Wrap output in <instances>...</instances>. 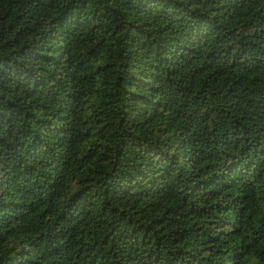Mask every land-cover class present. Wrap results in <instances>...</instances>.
Returning a JSON list of instances; mask_svg holds the SVG:
<instances>
[{
  "label": "trees",
  "instance_id": "16d2710c",
  "mask_svg": "<svg viewBox=\"0 0 264 264\" xmlns=\"http://www.w3.org/2000/svg\"><path fill=\"white\" fill-rule=\"evenodd\" d=\"M0 264H264V0H0Z\"/></svg>",
  "mask_w": 264,
  "mask_h": 264
}]
</instances>
